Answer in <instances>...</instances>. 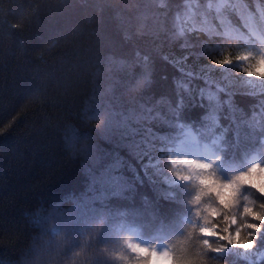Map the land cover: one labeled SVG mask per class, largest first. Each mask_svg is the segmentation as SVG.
<instances>
[{
	"label": "trees",
	"instance_id": "trees-1",
	"mask_svg": "<svg viewBox=\"0 0 264 264\" xmlns=\"http://www.w3.org/2000/svg\"><path fill=\"white\" fill-rule=\"evenodd\" d=\"M252 10L264 0H0V264H141L129 238L170 253L146 264H264V232L222 246L201 232L227 226L219 199L167 178L187 134L218 182L264 165V89L236 59L264 54ZM261 204L242 187L228 214Z\"/></svg>",
	"mask_w": 264,
	"mask_h": 264
},
{
	"label": "snow or ice",
	"instance_id": "snow-or-ice-1",
	"mask_svg": "<svg viewBox=\"0 0 264 264\" xmlns=\"http://www.w3.org/2000/svg\"><path fill=\"white\" fill-rule=\"evenodd\" d=\"M211 3V0H209ZM253 17H257L255 22L248 27L247 36L250 42L255 41L264 35V13H257L256 10L251 12ZM238 61H254L250 62L249 66L244 69V74L249 79H255L264 81V55L254 58L250 53L239 56L236 58ZM232 63L231 59L218 61L219 65H229ZM178 161H172L173 169L176 176L181 180L192 181L195 179L199 186V193L196 195L195 200L199 202L201 200V194L207 192L210 195H215L220 202L221 208L224 211L223 220L227 226L221 231L219 225H211L210 228H202L201 232L207 234L209 238L219 240L222 246H236L243 250H250L255 247V241L257 234L264 232V204L260 205L262 211H255L253 208L245 205L241 213L242 220H238L235 214L229 215L228 213L236 206L238 199V193L242 187H250L256 190L262 197H264V183H252V177L255 175L257 178L264 172V165L253 164L247 171L236 175L228 182H218L215 178V174L211 171L212 164L208 162L196 161V160H183L179 163L186 166L187 174H182L177 171L175 166ZM219 189H226L230 191V196L224 198V194ZM248 218H251L253 222H247ZM235 226V233H232V227ZM209 238L203 240V245L209 252H219L221 248H214L209 243ZM134 253L145 254V260L141 261V264H146L147 257H156L167 259L170 255L165 251L162 254L157 253L154 249H148L146 247H140L139 245H129ZM177 264H192L191 261H177Z\"/></svg>",
	"mask_w": 264,
	"mask_h": 264
},
{
	"label": "rangeland",
	"instance_id": "rangeland-1",
	"mask_svg": "<svg viewBox=\"0 0 264 264\" xmlns=\"http://www.w3.org/2000/svg\"><path fill=\"white\" fill-rule=\"evenodd\" d=\"M226 2V0H219V4L223 5ZM264 55V54H263ZM252 61H247L246 68L249 66V63ZM245 83L249 86L247 87L248 90L251 91H258L261 89H264V81H259L255 79H249L245 75ZM193 141V137L191 134L185 135L178 143V145L171 149L170 155H169V163L171 165V170L169 173H167V178L170 181H177L179 178L176 176L175 171L173 169L172 161H178L177 165L175 166L177 171H180L182 174H187L189 169L186 168L185 165L179 163V161L183 160H196V161H202V162H208L210 163L213 159V156L209 154H202L199 150H197L193 145H191V142ZM197 158V159H196ZM254 177L257 180V183H264V172L261 173L259 178H257L255 175ZM129 245H139L134 238H129L127 240V246L132 251V248L129 247Z\"/></svg>",
	"mask_w": 264,
	"mask_h": 264
}]
</instances>
